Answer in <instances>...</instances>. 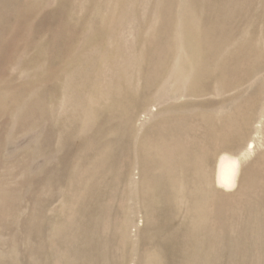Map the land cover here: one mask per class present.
<instances>
[{
	"label": "rangeland",
	"instance_id": "rangeland-1",
	"mask_svg": "<svg viewBox=\"0 0 264 264\" xmlns=\"http://www.w3.org/2000/svg\"><path fill=\"white\" fill-rule=\"evenodd\" d=\"M0 264H264V0H0Z\"/></svg>",
	"mask_w": 264,
	"mask_h": 264
},
{
	"label": "bare ground",
	"instance_id": "bare-ground-1",
	"mask_svg": "<svg viewBox=\"0 0 264 264\" xmlns=\"http://www.w3.org/2000/svg\"><path fill=\"white\" fill-rule=\"evenodd\" d=\"M249 149L243 151L241 157L222 155L216 166L215 182L225 189L234 186L238 180L241 161L248 154Z\"/></svg>",
	"mask_w": 264,
	"mask_h": 264
}]
</instances>
